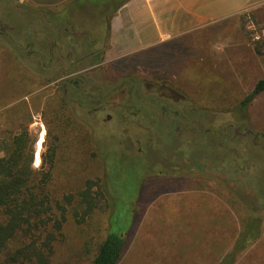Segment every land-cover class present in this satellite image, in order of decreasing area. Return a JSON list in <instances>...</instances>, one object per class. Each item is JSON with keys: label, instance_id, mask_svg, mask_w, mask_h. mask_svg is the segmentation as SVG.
<instances>
[{"label": "rangeland", "instance_id": "rangeland-1", "mask_svg": "<svg viewBox=\"0 0 264 264\" xmlns=\"http://www.w3.org/2000/svg\"><path fill=\"white\" fill-rule=\"evenodd\" d=\"M119 2L114 0L108 7H115ZM102 8L103 5L92 0H3L0 11L7 12H0V22L9 26L20 24L16 26L22 31L37 27L40 34L53 27L83 31L100 26L99 31L95 30L107 42V28L101 25L111 14L109 9L103 11ZM4 14L11 17L10 22L3 20ZM68 14L67 22L60 19ZM248 20L244 29L242 18L240 20L248 45L247 53L241 49L242 60L236 64L241 68L240 74L227 56L232 48L222 56L227 61L222 68L212 69V64L205 61V55L213 56L218 47L226 44L218 27L161 46L159 51L165 53L150 63L155 62L169 77L174 75L179 79L187 99L207 109L209 114L216 117L231 114L234 122L247 125V119L239 114V107L256 82L264 79V37L258 41L252 38L255 34L261 36L264 30V12ZM34 38V50L41 58L18 51L0 37V157L13 138L27 134L32 142L31 145L27 142L26 149L32 155L30 170L39 180L47 177L44 191L51 207L48 225L41 226L31 241L36 249L51 244L53 253L48 264H92L108 235L128 240L135 230L133 222L141 218L149 220L142 226L141 233H147L151 242L145 248L151 250L192 249L197 243L204 248L210 238L230 232L231 226L234 234L242 233L248 240L262 236L260 248L264 252V209L254 213L250 204H242L237 198L230 201L216 197L188 179L172 185L164 182L159 188H152L139 164L132 160L124 146L117 145L121 139L110 141L108 137H94L76 126L61 101V92L54 91L51 84L57 61L50 70L44 71L41 66L42 60L45 66L49 64V43L56 42L63 56L72 47L59 33ZM92 41V37L76 36L74 45L82 50L73 58L89 54ZM24 44L20 42L18 47L23 48ZM65 66H70L69 61ZM140 72L135 71V75ZM226 72L229 75H225ZM246 113L254 126L264 132V92L254 98ZM262 158L264 160V155ZM86 190L95 206L91 213L83 215L87 201L81 200L78 193ZM65 196L71 197L72 202L61 204L65 208L60 211L55 202ZM57 224H60L59 229ZM20 245L18 242L14 246ZM137 260L143 264L142 257ZM124 264H128L127 261Z\"/></svg>", "mask_w": 264, "mask_h": 264}, {"label": "flooded vegetation", "instance_id": "flooded-vegetation-1", "mask_svg": "<svg viewBox=\"0 0 264 264\" xmlns=\"http://www.w3.org/2000/svg\"><path fill=\"white\" fill-rule=\"evenodd\" d=\"M69 14L60 19L67 22ZM4 16L3 20L10 22L11 17ZM3 22L0 37L30 56L41 58L34 50V36L59 33L70 43L72 50L64 56L56 42L49 43V64L45 66L42 60L44 71L58 63L51 83L54 91L61 92V101L76 126L94 137L121 139L117 145L124 146L143 175L147 174L150 187L188 179L216 197L250 204L254 213L264 209V132L245 114L254 99L239 107L247 125L234 122L231 114L216 117L189 101L179 81L136 76L106 66L102 62L105 42L97 33L100 26L83 31L53 27L40 34L37 27L22 31L16 26L20 24ZM106 24L104 19L101 26L105 28ZM76 36L93 39L90 53L79 59L73 58L82 50L74 45ZM20 42H25L23 48L18 47ZM68 61L69 67L65 66Z\"/></svg>", "mask_w": 264, "mask_h": 264}, {"label": "crops", "instance_id": "crops-1", "mask_svg": "<svg viewBox=\"0 0 264 264\" xmlns=\"http://www.w3.org/2000/svg\"><path fill=\"white\" fill-rule=\"evenodd\" d=\"M116 6L105 18L108 38L103 45L102 62L119 68V72L134 74L140 70L138 75L168 81L179 79L173 74L169 77L167 71L156 66L155 62L150 63L165 53L159 51L160 47L217 27L226 44L218 47L217 51L214 49L213 56L205 55V61L212 64V69L222 68L226 61L222 56L232 48L227 56L235 64L236 73L240 74L241 68L236 65L242 60V54H239L242 48L248 52L240 25L241 17L249 12H264V0H127ZM148 221L141 218L133 222L135 230L125 241V251L117 264L126 261L139 264V257L144 259L143 264H264V252L260 248L262 236L248 240L242 233L234 234L231 226L230 232L210 238L204 248H200L199 243L192 249L145 248L149 247L151 240L147 233H141V228Z\"/></svg>", "mask_w": 264, "mask_h": 264}, {"label": "trees", "instance_id": "trees-1", "mask_svg": "<svg viewBox=\"0 0 264 264\" xmlns=\"http://www.w3.org/2000/svg\"><path fill=\"white\" fill-rule=\"evenodd\" d=\"M103 5L102 10L110 13L116 7H108V3L114 0H92ZM127 0H120L122 5ZM256 13L249 12L242 16V28L248 22V17L254 19ZM264 92V79L254 85L252 91L240 102L245 107L259 94ZM19 135L4 148V155L0 157V264H48L53 250L51 244L42 245L36 249L31 237L41 228L47 226L50 221L49 197L44 191L46 176L40 180L35 172L30 170L32 155L27 152V142H32ZM39 180V182H38ZM81 200L87 201V208L83 215L91 213L95 204L89 191L78 193ZM71 197L65 196L62 201H56L55 205L60 211H64V205L71 204ZM62 219L64 217L61 215ZM60 224H57L59 229ZM51 233V232H50ZM55 237L51 236V241ZM21 245L16 247L15 243ZM126 248L125 240L119 236L110 234L99 246L98 252L92 260V264H117Z\"/></svg>", "mask_w": 264, "mask_h": 264}, {"label": "built area", "instance_id": "built-area-1", "mask_svg": "<svg viewBox=\"0 0 264 264\" xmlns=\"http://www.w3.org/2000/svg\"><path fill=\"white\" fill-rule=\"evenodd\" d=\"M261 37H264V30H262L261 36L259 34H255L254 36H252V38H253L254 41L260 40Z\"/></svg>", "mask_w": 264, "mask_h": 264}]
</instances>
